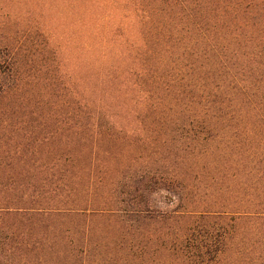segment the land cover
<instances>
[{
  "label": "rangeland",
  "instance_id": "1",
  "mask_svg": "<svg viewBox=\"0 0 264 264\" xmlns=\"http://www.w3.org/2000/svg\"><path fill=\"white\" fill-rule=\"evenodd\" d=\"M254 53L264 0H0V264H165L217 177L187 131L248 109Z\"/></svg>",
  "mask_w": 264,
  "mask_h": 264
},
{
  "label": "trees",
  "instance_id": "2",
  "mask_svg": "<svg viewBox=\"0 0 264 264\" xmlns=\"http://www.w3.org/2000/svg\"><path fill=\"white\" fill-rule=\"evenodd\" d=\"M257 58L258 53L251 57L252 71L263 82ZM253 86L258 92L246 98L248 109L218 110L215 123L200 121L187 131L189 142L202 147L198 156L217 153L214 161L196 165L217 177L205 174L209 198L204 205L190 200L195 186L185 183L187 196L177 191L179 207L168 218L187 225L166 244L165 264H264V89ZM217 124L230 126V133H222L224 138L212 146ZM167 181L179 187L175 179ZM8 208L0 207V225Z\"/></svg>",
  "mask_w": 264,
  "mask_h": 264
}]
</instances>
